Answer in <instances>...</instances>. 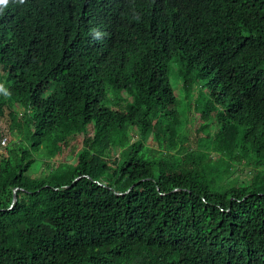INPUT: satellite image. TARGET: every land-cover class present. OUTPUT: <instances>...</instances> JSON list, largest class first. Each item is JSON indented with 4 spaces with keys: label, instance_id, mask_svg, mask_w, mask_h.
<instances>
[{
    "label": "trees",
    "instance_id": "trees-1",
    "mask_svg": "<svg viewBox=\"0 0 264 264\" xmlns=\"http://www.w3.org/2000/svg\"><path fill=\"white\" fill-rule=\"evenodd\" d=\"M191 110L264 164V0L0 5V264H264V171Z\"/></svg>",
    "mask_w": 264,
    "mask_h": 264
},
{
    "label": "rangeland",
    "instance_id": "rangeland-1",
    "mask_svg": "<svg viewBox=\"0 0 264 264\" xmlns=\"http://www.w3.org/2000/svg\"><path fill=\"white\" fill-rule=\"evenodd\" d=\"M194 100V98H192ZM180 105V104H179ZM180 109V106H179ZM12 123V120L9 116V113H7V116L0 118V127L4 132H6V137L8 138L9 147H14L20 142V139L13 135L10 129V125ZM200 123L196 120V116L193 113V110L188 112V116H185L184 122L181 125L180 129V135L183 140H185L184 145V152L192 151V150H202L207 151L212 161L219 162L221 160L224 161H231L232 164L235 165L233 173L231 172L232 181H229L231 185H239L244 184L246 185L248 182L249 176L255 175L258 172L264 171V164L262 166L258 165V162H256L255 159H253L251 156L247 155L244 157H239V151L240 149H235L234 153L239 158L230 159L224 152L219 149V138L218 133L221 131V125H214L209 130H204L202 132V136L198 135V127ZM198 139H202V143L198 141ZM136 140V137H132V142ZM148 145L156 146V142L153 141V138L150 137L147 141ZM3 153H0V160ZM245 155V154H243ZM34 157L36 158V161L34 163V166L32 168V175L37 177H43L45 173L48 171V165L46 164L48 161H46L47 157L41 156L40 153H35ZM118 157L117 155H114L113 158ZM75 158V155L68 158V160H73ZM46 161V162H45ZM35 171V172H34Z\"/></svg>",
    "mask_w": 264,
    "mask_h": 264
},
{
    "label": "built area",
    "instance_id": "built-area-1",
    "mask_svg": "<svg viewBox=\"0 0 264 264\" xmlns=\"http://www.w3.org/2000/svg\"><path fill=\"white\" fill-rule=\"evenodd\" d=\"M8 145L7 139L0 140V153L4 152V147Z\"/></svg>",
    "mask_w": 264,
    "mask_h": 264
},
{
    "label": "clouds",
    "instance_id": "clouds-1",
    "mask_svg": "<svg viewBox=\"0 0 264 264\" xmlns=\"http://www.w3.org/2000/svg\"><path fill=\"white\" fill-rule=\"evenodd\" d=\"M7 3V0H0V5H4Z\"/></svg>",
    "mask_w": 264,
    "mask_h": 264
},
{
    "label": "water",
    "instance_id": "water-1",
    "mask_svg": "<svg viewBox=\"0 0 264 264\" xmlns=\"http://www.w3.org/2000/svg\"><path fill=\"white\" fill-rule=\"evenodd\" d=\"M16 201H17V196H16V194L14 195V202L13 203H16Z\"/></svg>",
    "mask_w": 264,
    "mask_h": 264
}]
</instances>
